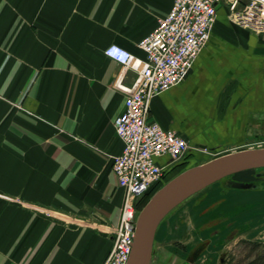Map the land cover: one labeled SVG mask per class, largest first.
<instances>
[{
    "label": "crops",
    "instance_id": "1",
    "mask_svg": "<svg viewBox=\"0 0 264 264\" xmlns=\"http://www.w3.org/2000/svg\"><path fill=\"white\" fill-rule=\"evenodd\" d=\"M173 3L0 0V264H102L111 251L125 199L114 123L137 73L104 51L144 58L138 43ZM150 118L192 153L263 141L264 33L221 3L192 70L153 99Z\"/></svg>",
    "mask_w": 264,
    "mask_h": 264
},
{
    "label": "built area",
    "instance_id": "2",
    "mask_svg": "<svg viewBox=\"0 0 264 264\" xmlns=\"http://www.w3.org/2000/svg\"><path fill=\"white\" fill-rule=\"evenodd\" d=\"M221 3L227 4L238 25L264 33V0H174L156 29L138 43L144 58L117 44L104 51L108 59L136 72L137 78L131 86L123 87L124 111L114 123L124 148L114 159L113 172L125 199L119 224L109 231L113 247L102 264H128L141 211L139 201L161 188L167 173L194 150L178 131L151 120V106L157 95L188 76L209 42ZM163 157L168 162L158 163Z\"/></svg>",
    "mask_w": 264,
    "mask_h": 264
},
{
    "label": "rangeland",
    "instance_id": "3",
    "mask_svg": "<svg viewBox=\"0 0 264 264\" xmlns=\"http://www.w3.org/2000/svg\"><path fill=\"white\" fill-rule=\"evenodd\" d=\"M254 148H264V140L222 153L191 152L166 183L195 165ZM263 172L264 168L230 176L173 210L158 229L150 264H264ZM234 183L249 187L234 188Z\"/></svg>",
    "mask_w": 264,
    "mask_h": 264
},
{
    "label": "water",
    "instance_id": "4",
    "mask_svg": "<svg viewBox=\"0 0 264 264\" xmlns=\"http://www.w3.org/2000/svg\"><path fill=\"white\" fill-rule=\"evenodd\" d=\"M202 150H206V147L202 146ZM263 168L264 148L245 149L195 165L165 183L139 213L133 251L128 264H150L159 227L173 210L189 198L230 176ZM262 175L264 177V172ZM231 186L243 189L249 187L238 183Z\"/></svg>",
    "mask_w": 264,
    "mask_h": 264
},
{
    "label": "trees",
    "instance_id": "5",
    "mask_svg": "<svg viewBox=\"0 0 264 264\" xmlns=\"http://www.w3.org/2000/svg\"><path fill=\"white\" fill-rule=\"evenodd\" d=\"M191 153V152H190ZM183 162L179 163L173 170H178L180 168H182L183 166ZM168 176L165 179V183L167 181ZM169 181V180H168ZM160 187H158L157 189H155L154 191H152L151 193H149L146 197H144L143 199H141L138 203V208L141 210L149 201V199L153 196V194L159 189Z\"/></svg>",
    "mask_w": 264,
    "mask_h": 264
},
{
    "label": "flooded vegetation",
    "instance_id": "6",
    "mask_svg": "<svg viewBox=\"0 0 264 264\" xmlns=\"http://www.w3.org/2000/svg\"><path fill=\"white\" fill-rule=\"evenodd\" d=\"M171 172H173V171H172V170L169 171V172L167 173L166 177H167ZM189 264H191V263L189 262Z\"/></svg>",
    "mask_w": 264,
    "mask_h": 264
}]
</instances>
